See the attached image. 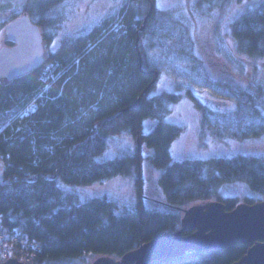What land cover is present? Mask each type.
<instances>
[{
  "label": "trees",
  "instance_id": "trees-1",
  "mask_svg": "<svg viewBox=\"0 0 264 264\" xmlns=\"http://www.w3.org/2000/svg\"><path fill=\"white\" fill-rule=\"evenodd\" d=\"M61 1L24 0V12L40 26L47 46L54 35L51 9ZM152 1L154 8L143 30L139 29L149 11V0H127L116 15L104 17L84 34L65 39L56 50H46V60L39 67L0 81V225L21 229L42 242L34 264H73L88 255L120 257L163 232L179 228L181 210L195 201L220 199L232 209L240 202L238 197L225 196L219 190L227 181L243 180L264 192L262 156L241 153L173 158L171 144L182 125L167 116L182 93H151L156 71L159 75L163 69L150 61V46L175 45L169 51L183 50L191 66L190 72H180L183 77L194 74L216 94L237 101L234 111L220 113L201 102L191 86L179 82L177 87L184 86L202 108L204 128L238 127V135L262 134L264 114L257 107L255 94L237 88L230 79H213L206 70L196 69L201 60L192 47L185 46L187 38L182 32L175 37L168 25L172 15L159 16ZM231 27L238 50L264 56V0L235 18ZM138 35L142 65L136 46ZM148 35L151 41L145 44ZM173 38L176 41H168ZM50 65H56L57 76L48 81L45 74ZM138 100L137 107H130ZM32 101L35 107L21 115ZM117 112L98 130L94 127ZM147 117L158 121L146 132ZM124 130L136 141L134 151L96 160L107 148L108 138ZM144 148L152 150L150 162L162 170L159 184L166 208L148 204ZM115 175L134 178L136 200L128 211L120 212L106 195L80 201L59 184L60 179L70 185H88ZM245 201L256 200L247 197ZM249 246L237 243L209 251L187 250L151 264H231Z\"/></svg>",
  "mask_w": 264,
  "mask_h": 264
},
{
  "label": "rangeland",
  "instance_id": "rangeland-1",
  "mask_svg": "<svg viewBox=\"0 0 264 264\" xmlns=\"http://www.w3.org/2000/svg\"><path fill=\"white\" fill-rule=\"evenodd\" d=\"M126 1H61L51 9L55 20L54 35L48 46L45 43L46 50L54 51L65 39L84 34L104 17L116 15ZM260 1L155 0V5L158 8L159 16L172 15V18L168 16L170 20L168 25H171L170 29L173 32L175 31V37L179 32H182L187 38L185 46L187 48L192 47L193 54L201 60L200 66L196 69L206 70L213 79H230L237 88L255 94L257 107L264 114V56H251L238 50L239 44L232 34L231 27L235 18ZM23 13L24 0H0V48L3 44L9 43L4 33L5 25L13 20L15 15L19 16ZM114 25L119 26L118 22H115ZM150 41L149 35L144 38L145 44ZM168 41H176V39L173 38ZM172 46L175 45H169L166 48L156 45L150 46L147 53L150 61L157 63L163 69L157 76L151 93H159L163 90L182 93L180 99L171 104L172 110L167 116L182 125L181 133L171 144L173 158L187 156L209 158L234 156L241 153L259 155L264 158V132L262 134L238 135L241 134V129L238 127L231 130L216 126L203 127L202 110L196 106L192 96L187 93L184 86L177 87L179 82L191 86L201 102L210 105L213 109H218L219 106L224 111L231 112L236 109L237 101L233 98L217 95L213 90L203 85L199 81V77L197 78L194 74L192 78L183 77L180 72L191 71L190 61L183 50L173 49L169 51V47ZM55 70L56 65H50L47 68L45 79L49 81V79L56 78ZM214 99L217 101H213ZM157 121L158 118L147 117L144 120L145 131L151 130ZM135 147L136 141L133 135L124 130L108 138L107 148L96 156V160L103 161L125 153H132ZM151 153V149H143L145 192L149 205L163 209L166 208V199L159 184V176L162 170L151 164L149 159ZM59 184L66 191L77 195L80 201L97 195H106L116 202L120 212L128 211L135 205L136 188L134 178L131 176L115 175L88 185H70L59 179ZM219 190L225 196H237L240 202L245 201L247 197L254 200H264V192L254 190L243 180L227 181ZM200 201L203 200L195 202ZM181 213L183 215L184 210H181ZM96 256L88 255L85 260L75 259L71 263L91 264Z\"/></svg>",
  "mask_w": 264,
  "mask_h": 264
},
{
  "label": "water",
  "instance_id": "water-1",
  "mask_svg": "<svg viewBox=\"0 0 264 264\" xmlns=\"http://www.w3.org/2000/svg\"><path fill=\"white\" fill-rule=\"evenodd\" d=\"M149 2V11L139 30L144 29L153 11L154 2ZM5 33L14 44L0 48L1 79L10 81L45 62L42 30L27 12L8 22ZM138 43L139 35L136 46L142 65ZM157 75L156 71L152 83L156 81ZM138 104L139 100L130 107H137ZM118 113L102 118L94 127L98 130L106 119H112ZM137 144L140 145L139 136ZM237 243L250 246L241 258L231 264H264V200L241 201L232 209H227L225 202L220 199L194 202L184 209L180 227L176 230L163 232L117 258L109 254L97 255L91 264H151L161 258L179 256L187 250L209 251ZM0 264L25 263L12 256Z\"/></svg>",
  "mask_w": 264,
  "mask_h": 264
},
{
  "label": "built area",
  "instance_id": "built-area-1",
  "mask_svg": "<svg viewBox=\"0 0 264 264\" xmlns=\"http://www.w3.org/2000/svg\"><path fill=\"white\" fill-rule=\"evenodd\" d=\"M33 105L34 103H32ZM32 106H27L23 109V112L28 113ZM41 250L42 242L39 239L32 237L21 229L8 230L0 225V262L16 256L25 264H34Z\"/></svg>",
  "mask_w": 264,
  "mask_h": 264
},
{
  "label": "flooded vegetation",
  "instance_id": "flooded-vegetation-1",
  "mask_svg": "<svg viewBox=\"0 0 264 264\" xmlns=\"http://www.w3.org/2000/svg\"><path fill=\"white\" fill-rule=\"evenodd\" d=\"M6 26V25H5ZM4 33H5V27H4ZM5 35H6V33H5ZM7 37V36H6ZM7 40L10 42L11 40H9L8 38H7ZM11 42H13V41H11ZM12 44H14V42L13 43H5V44H3V46L4 45H12ZM0 80H3V81H5L4 79H1L0 78ZM217 95H220V94H217ZM220 96H223V95H220ZM216 99H214L213 101H215ZM217 101V100H216ZM194 103L196 104V102L194 101ZM196 106L199 108V109H201L202 110V108L201 107H199L197 104H196ZM212 108V107H211ZM218 109H214V110H216L217 112H220V113H226V111H224L223 110V108L221 107H217ZM213 109V108H212ZM202 112V119H203V116H204V113H203V110L201 111Z\"/></svg>",
  "mask_w": 264,
  "mask_h": 264
}]
</instances>
